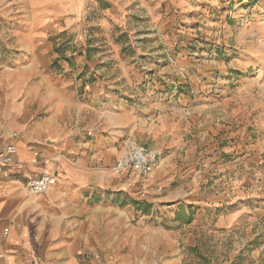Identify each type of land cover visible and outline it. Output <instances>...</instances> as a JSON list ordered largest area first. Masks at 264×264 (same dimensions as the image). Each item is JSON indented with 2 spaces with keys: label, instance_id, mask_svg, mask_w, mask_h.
<instances>
[{
  "label": "crops",
  "instance_id": "crops-1",
  "mask_svg": "<svg viewBox=\"0 0 264 264\" xmlns=\"http://www.w3.org/2000/svg\"><path fill=\"white\" fill-rule=\"evenodd\" d=\"M8 1L17 2L0 7ZM132 1L152 17L178 9V0ZM23 32L0 38V65H14L0 73V148L17 147L0 173V264H182L178 226H193L208 199L197 179L203 168L191 164L215 133L189 118L178 71L146 73V92L155 82L156 96L132 100L98 78L79 98L56 87ZM28 58L30 70L20 71ZM132 140L159 153L147 175L112 170ZM43 171L56 184L29 194L26 183Z\"/></svg>",
  "mask_w": 264,
  "mask_h": 264
},
{
  "label": "rangeland",
  "instance_id": "rangeland-1",
  "mask_svg": "<svg viewBox=\"0 0 264 264\" xmlns=\"http://www.w3.org/2000/svg\"><path fill=\"white\" fill-rule=\"evenodd\" d=\"M14 2L0 7V38L30 30L28 52L67 94L100 78L138 100L162 93L146 92L148 73L178 71L189 118L215 133L191 164L208 199L178 226L182 264H264V0H178L153 17L132 0Z\"/></svg>",
  "mask_w": 264,
  "mask_h": 264
},
{
  "label": "built area",
  "instance_id": "built-area-1",
  "mask_svg": "<svg viewBox=\"0 0 264 264\" xmlns=\"http://www.w3.org/2000/svg\"><path fill=\"white\" fill-rule=\"evenodd\" d=\"M17 135V133H12L11 137H17ZM16 154L17 147L14 143L0 148V173L3 172L6 167L14 163ZM158 158L159 153L155 149L132 140L126 144L124 151L116 160L112 170L117 174L124 173L127 170H133L140 175H147L153 170ZM56 182L57 178L54 173L43 171L39 176L28 180L26 183V190L32 195L43 194L53 187ZM3 231L7 234L8 228H5Z\"/></svg>",
  "mask_w": 264,
  "mask_h": 264
}]
</instances>
